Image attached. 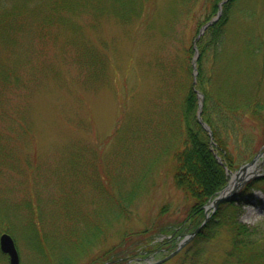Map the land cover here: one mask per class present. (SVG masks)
I'll list each match as a JSON object with an SVG mask.
<instances>
[{
  "label": "rangeland",
  "instance_id": "obj_1",
  "mask_svg": "<svg viewBox=\"0 0 264 264\" xmlns=\"http://www.w3.org/2000/svg\"><path fill=\"white\" fill-rule=\"evenodd\" d=\"M156 1L161 15L165 16L163 9L169 0ZM154 3L155 0L146 2L150 6ZM74 9L75 12L71 15L62 17L69 26L67 29L59 30L65 47L53 44L50 48L44 43L47 57L38 59L41 64L33 60L29 49L26 54L20 55L19 50L18 54L13 55V60L23 56L30 67L48 65L45 68H50L54 72V75L49 76L42 74L43 79L29 103L30 125L27 126L29 132L25 130L29 137L22 136L21 139L24 141L18 143L16 147L20 164L33 162V165H36L42 162L48 172L56 168L63 170L60 176L56 174L57 179L49 173L52 180L50 179L51 190L48 189L51 194L64 195L61 196L58 207L62 220L71 217L92 223L99 221L100 229H97L94 239L96 241H92L95 247L90 246L87 253L89 258L81 256L76 260V264H86L120 242L121 239L118 237L121 232H128L137 240L147 228L174 226L181 223L186 216L185 202L188 201L173 183V146L181 145L179 130L174 128L168 140V121L153 119L160 110H170L177 114L176 105H180L182 94L189 84L195 87L194 93L198 99V108L192 115L197 118L199 105L204 104L203 96H200L197 84L194 83L196 79L192 66L196 53L199 54L196 44L201 38H197L198 22L204 21V13L198 4L194 7L195 13L201 12L198 19L184 25L183 20L179 24L180 28H176L172 25L175 16L164 19L159 17V21L154 23L155 27L148 30L144 23L127 25L110 13L108 16L100 15L96 18L85 7ZM154 9L157 16L156 7ZM226 13L230 19L223 33L224 38L222 35L219 36L224 43L213 66L215 68L213 77L220 91L216 88L215 90L219 94L223 93L221 90L224 91L221 78L218 76L220 75L226 88L231 85V94H227L225 99L227 103L233 104L235 96L243 97L239 89H246L247 96L244 95L242 99L250 98L253 102V96L257 94L256 88L250 82L258 80L260 86L257 93L264 98V0H236ZM213 17L215 14L209 21ZM160 26L166 29L162 32L163 37L159 33ZM70 27L73 29L72 32ZM176 29L181 33L174 40L172 38L170 40L168 36L174 34ZM73 32L79 33L76 41L83 44L87 52L95 57L97 74L92 73L95 61L92 57L93 62L91 63L90 59L89 66L74 60L83 45L73 44L69 47L66 44ZM180 36L184 37L183 41L178 39ZM9 46L10 44L7 46L0 37V50L6 52ZM186 46L193 50L189 59V55L188 57L185 55ZM232 52L237 53V58L236 63L233 62L232 65L230 82V58L225 65L222 66V63ZM209 55L205 54L202 60L204 72H208L211 67ZM242 74L245 76L243 80L249 81L248 86H238V79H242ZM211 87L213 92V86ZM238 107L243 108L241 105ZM127 118L130 119V123H126ZM241 118L243 119L234 122H228L225 114L218 118L221 126H224V135L221 136L225 137V146L231 157V162L224 166L226 173L259 145H264V124L252 120L248 114ZM134 122L140 132L145 130L149 142L141 144L140 141L144 140L142 137L141 139L132 137L130 140L129 135H132ZM208 128L211 130L209 125ZM18 130L10 129L13 135L23 133ZM218 160L222 163L220 157ZM71 161L79 167L80 177L77 180L80 185L75 190L76 196L69 194L68 190L61 191L72 183L71 178L66 175L72 174V171L66 168ZM260 164L257 172H264L262 159ZM22 179H26L25 176L21 178L19 172H15L13 180L20 181L22 186L13 188L10 187L9 180H2L0 176V197L13 201L24 199L29 185ZM95 179L98 181L96 184ZM44 182L46 183V179ZM254 192L256 196L262 198L263 203L242 206L236 220L246 226L251 239H258L264 236V191ZM107 193L122 197L129 193L134 195V200L129 202L123 198L129 207L125 220L120 216L117 220L112 217L111 210L102 197ZM46 203L45 201L44 205ZM73 203L78 204L77 210L81 212L71 216L72 212L68 209L66 211L68 217L64 218L60 212L64 210V206L68 207L71 204L73 206ZM32 204L33 208L34 203ZM98 212L102 213L99 220ZM84 213L88 218L84 217ZM31 219L36 220L35 213L31 215ZM7 223L13 225L11 221ZM227 223L228 220L223 219L217 227L212 228L214 232L211 238L197 237L183 252L179 251L177 257L174 255L162 264H237L236 253L241 251V248L233 247V243L238 232ZM21 229L18 230L17 240H14L20 264H44L43 259L48 263L53 255H49L51 250L48 248L51 240H44L36 230L31 231L34 239L31 235L27 238ZM24 231L27 232V228ZM1 232L3 231L0 230ZM242 235L239 237L242 238ZM145 236L146 239L143 236L138 239L146 242L153 238L154 242L156 240L155 234L152 237L149 234ZM181 239L182 237H178L176 245ZM261 240L263 241L260 242V248H264V238ZM174 246L175 242L173 248ZM173 248L163 251L161 255H147L146 261H139L143 260L144 256L141 259H133L128 264L154 263L169 255ZM246 260L250 262L248 264H254L255 259L250 254ZM0 264H8V261L3 260Z\"/></svg>",
  "mask_w": 264,
  "mask_h": 264
},
{
  "label": "trees",
  "instance_id": "obj_2",
  "mask_svg": "<svg viewBox=\"0 0 264 264\" xmlns=\"http://www.w3.org/2000/svg\"><path fill=\"white\" fill-rule=\"evenodd\" d=\"M220 1L169 0L163 9L165 11V16H163L159 11V5L156 3V0L152 6L146 4L147 0H0V37L7 46L10 44L6 52L0 50V176L2 180H9L10 187H20L22 186L20 181L13 180V174L19 172L21 178L23 176L26 178L22 179L23 182L29 185L27 192H31L25 193L27 196L22 199L23 201H13L9 198L0 197L1 231L17 237L19 234L18 230L22 228L21 230L27 235V238L31 235V238L34 239L31 231L36 230L44 240H51L48 248L52 251H49V255H53L48 263L46 259H43L44 264H76V260L81 258V256H87L89 258L87 253L90 251V246L95 247V243L92 241H96L94 239L100 229L99 221L92 223V221L86 222L76 218L71 219V217L62 220L58 212V207L61 203V196L64 195H54L48 192L51 190L50 179L52 180L49 173L53 178L57 179L56 174L60 176L63 173L62 169L56 168L54 171L48 172L43 167L44 163L42 162L40 164L38 162L36 165H33V162L20 164L16 145L24 141L21 139L22 136L29 137L28 133L25 134V130L29 132L27 126L30 125L28 123L30 100L43 79L42 74L49 76L50 74L54 75V72L50 68H45L48 65L44 67H30L23 56L20 59L13 60V55L18 54L19 50L20 55L26 54L27 49H29L32 53L33 60L41 64L38 62V59L47 57L44 43L50 48L53 47V44L59 47L63 45L59 30L63 28L67 29L69 26L66 21H63L65 19L62 17H68L67 15L75 12V7H85L96 18L100 15L108 16L110 13L114 18L119 19L120 22L127 25L144 23L146 29L149 30L155 27L154 23L159 21V17H163L164 19L168 16L169 18L175 16L172 25L180 28L179 24L183 20L184 25L194 19H198V16L203 11L204 21L199 20L198 22L200 27L213 14H216ZM235 1L227 0L222 5L221 18L208 27L196 43L199 58L196 61L197 76L195 84H197L198 92L203 96L204 104L202 105L201 118L211 127V138L198 122L195 115H192L193 111L197 110L198 99L194 93L195 87L193 85L191 86V84L185 88L180 105H176L177 114L170 110H160L155 114V118L153 119L160 118L168 121V140L172 136L174 128H178L179 130L181 145L173 146V183L176 189L182 191L186 201H188L185 202V218L181 223L174 226L163 225L153 229L151 227L149 229L145 228L144 233H140L145 239V235L149 234L152 237L155 234L156 239L165 235L170 236V240H155L154 242L153 238L146 242L145 240L138 239L142 236H138L137 240H134L133 236L129 235L128 232H121L118 237V239H121L120 242L86 264H125L126 261L133 257L142 256L162 249H170L174 245L173 239H175L178 232L182 229L190 232L198 227L204 218V206L226 185L227 175L224 166L228 162H231L230 154L225 146V137L221 136L224 135V126H221L218 118L222 114H225L228 122H234L243 119L241 117L244 114H248L252 120L264 124V98L263 95L257 93L260 86L258 80L253 83L252 80L250 82L256 88L257 94L253 96V102L250 98L247 100L242 99L244 95L247 96L245 93L246 89H239V93L243 97L237 98L235 96V101L232 102L233 104L231 102L227 103L225 99L227 98V94H231V85H229V88H226L223 84L224 79L218 73L216 74L221 78L224 91L221 90L223 93L219 94L215 90V88L219 90V87L217 86L215 77H213V69L215 70L213 66L221 53L222 44L224 43L222 41V37L224 38L223 33L225 27L227 29V24L230 19L226 11ZM198 4L201 6V12L195 13L194 7ZM164 30L166 29L163 26L159 27L161 37H163L162 32ZM72 31L73 29H71ZM179 33L181 32L176 29L174 34H170L168 38L174 40ZM221 35L222 37L219 39ZM79 36L78 32H73L71 37H68L66 44L69 47L73 44H78V46L83 45L76 41V38ZM178 39L183 41L184 37L180 36ZM246 43L248 44L247 40ZM65 46L64 44L63 47ZM83 47L84 45L76 53L74 60L80 64L89 66L93 54L88 53L87 48ZM192 53V48L190 47L189 50L188 46H186L185 55L187 57L189 55L188 59ZM207 53L210 54L209 62L211 63L209 64L211 67L208 72H204L202 60ZM229 58L231 82L232 65L233 62L236 63L237 53L232 52L229 54L228 59L222 63V66L228 62ZM92 59H95V57H92ZM92 59L91 63L93 62ZM95 63L96 59L93 63L94 66L92 65L93 75L98 73L96 71L98 67ZM243 78H245L244 75L241 80L238 79V86L249 85V81L246 79L243 80ZM259 78L261 80L262 74H260ZM211 85L213 86L214 93L212 92ZM223 95H226V97ZM238 105L243 106V108H239ZM235 107L237 108L235 109ZM244 108H247V110H244ZM126 123H130L129 118L126 119ZM132 126V135H129L130 140L132 137L140 139L142 137L144 140L140 141L141 144L149 142L145 130L140 132L135 122ZM10 129H19L23 133H14L13 135ZM260 146L251 151L240 162L233 165L231 169L238 168L240 164L250 160L257 153ZM216 156L218 158L220 157L222 163L218 162ZM66 168L72 171V174L66 173L71 178L72 183L67 187L65 186L61 191L68 190L69 194L76 196L75 190L80 185L77 180L80 177V174L78 175L79 167L71 161ZM45 179L46 183L44 182ZM97 182V179H95V184ZM263 187L264 177L247 182L239 190L236 198L218 204L208 222L197 234L198 236H196L199 238L204 237L203 239L211 238L214 232L212 228L217 227L223 219L228 220L227 224L234 227L238 232L233 243V247L241 248L239 252L237 251L238 248H234L238 256L236 259L237 264L250 263L246 260L250 254L255 259L253 261L254 264L264 262V248H260V242L263 241L261 239L264 236L258 239H251V235L246 226L236 220L242 205L253 201V189L264 191ZM100 190L102 192V189ZM103 192L108 191L103 190ZM42 195L45 196L43 197ZM102 197L106 201V205L110 208L112 217L117 220L120 216L122 220H125V215L128 213L127 209L129 207L124 203L125 200L123 198L129 202L134 200V195H130L129 193L125 197H122L121 195L116 196L114 193H107ZM45 201L47 203L44 205ZM32 202L34 203L33 208ZM68 209L72 212L71 216L81 212L77 210L78 204L75 205L73 203V206L72 204L68 207L64 206V210L60 212L64 218L68 217V213L66 212ZM33 213H35L36 220L38 221L31 219ZM101 215V212L97 213L98 220ZM84 217L88 218L86 213H84ZM9 221L12 222V226L7 223ZM25 228H27V232L24 231ZM53 230L56 232L54 233ZM244 233L247 234L243 236L242 234ZM240 235H242V238L239 237ZM94 249L97 250L96 248ZM3 260L4 262L7 261L6 256L0 253V263Z\"/></svg>",
  "mask_w": 264,
  "mask_h": 264
},
{
  "label": "water",
  "instance_id": "obj_3",
  "mask_svg": "<svg viewBox=\"0 0 264 264\" xmlns=\"http://www.w3.org/2000/svg\"><path fill=\"white\" fill-rule=\"evenodd\" d=\"M220 12H221V9L219 8L218 10V13H217V16L216 18L210 20L209 22H207L206 24H204L201 28H200V31H199V36L202 35L203 31L206 29V27H208L212 22L216 21V19L220 16ZM198 36V37H199ZM193 66H194V63H193ZM200 109H201V104L199 105V110H198V116L200 114ZM199 122L204 126V128L209 131V129L207 128L206 124L201 122V120L199 119ZM258 155L253 159L251 160L249 163H247L246 165L242 166L240 168V172H238L235 177H234V185L233 187L227 191V193H224V191L221 192V195L219 196L221 199H218V196L211 202V204L209 206H207L205 208L206 212L211 209V208H214L216 207V204L223 200V199H226L228 198L231 194L234 193V191L239 188L241 186L242 183H240L239 181L241 182H244L247 178L250 177V174H253L254 172H248L246 173V169L252 165L255 164V161L257 159ZM246 176V177H245ZM234 188V189H233ZM224 194V195H222ZM217 199V200H216ZM206 217H208L206 215ZM207 219V218H206ZM199 229L195 230L193 233L190 234V237H192ZM0 251L3 253V254H6L8 257H9V264H19V257H18V254H17V251H16V248L14 246V243H13V240L10 239V237L6 234H2L0 235Z\"/></svg>",
  "mask_w": 264,
  "mask_h": 264
},
{
  "label": "bare ground",
  "instance_id": "obj_4",
  "mask_svg": "<svg viewBox=\"0 0 264 264\" xmlns=\"http://www.w3.org/2000/svg\"><path fill=\"white\" fill-rule=\"evenodd\" d=\"M199 119V118H198ZM203 123H205L204 121H203ZM206 124V123H205ZM207 125V124H206ZM207 127H208V125H207ZM260 157H261V155H260ZM216 158L218 159V157L216 156ZM218 162H219V160H218ZM220 163V162H219ZM240 168L242 167V166H239ZM238 167V168H239ZM236 168V167H235ZM234 168V169H235ZM239 168V169H240ZM258 168V166H255V165H252V166H250V167H248L247 169H246V173H248V172H251L252 170H256ZM234 169H231L230 170V173H234ZM256 173H257V171H256ZM247 184V183H246ZM233 185H234V178H233V176H232V178L230 179V181H229V183H228V186H227V188L224 190V193H227V191H229L232 187H233ZM264 188V187H263ZM259 189H253V191H258ZM264 194V193H263ZM221 195V192H217L216 194H215V196H218V199H221L219 196ZM222 195H224V194H222ZM217 200V199H216ZM241 209H242V207H241ZM206 221H208V220H205V219H203L202 221H201V223H200V225H198V227H196L195 229H194V231L195 230H197V229H199L195 234H194V239L192 238L191 240H187V241H183V240H186L185 238L184 239H181L182 241H180L179 242V244H181L182 245V252L188 247V246H190V244L197 238V234L202 230V228L204 227V225L206 224ZM242 224V223H241ZM244 225V224H243ZM2 234H6V235H8L9 237H10V239L11 240H17V238L15 237V236H13V235H11V234H9V233H7V232H2V233H0V235H2ZM197 235V236H196ZM163 237H167L166 239H169L170 240V236H165V235H163V236H161V237H159V238H162L163 240L165 239V238H163ZM156 240H158V238L156 239ZM173 240H177V239H173ZM192 241V242H191ZM174 242L176 243V241H173V244H174ZM191 242V243H190ZM190 243V244H189ZM15 244V243H14ZM189 244V245H188ZM186 246V247H185ZM185 247V248H184ZM181 252V253H182ZM180 252H178V254H179ZM177 254V255H178ZM177 255H176V257H177ZM6 256V259H7V261H8V264H9V257L7 256V255H5ZM20 258V257H19ZM19 264H20V259H19Z\"/></svg>",
  "mask_w": 264,
  "mask_h": 264
}]
</instances>
